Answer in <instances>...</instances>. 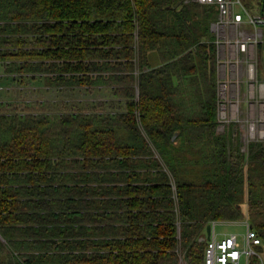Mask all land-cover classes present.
Listing matches in <instances>:
<instances>
[{"label":"trees","instance_id":"1","mask_svg":"<svg viewBox=\"0 0 264 264\" xmlns=\"http://www.w3.org/2000/svg\"><path fill=\"white\" fill-rule=\"evenodd\" d=\"M218 12L0 0L4 72L105 94L56 114L0 103V264H203L207 225L245 217L264 255V142L219 131Z\"/></svg>","mask_w":264,"mask_h":264},{"label":"rangeland","instance_id":"2","mask_svg":"<svg viewBox=\"0 0 264 264\" xmlns=\"http://www.w3.org/2000/svg\"><path fill=\"white\" fill-rule=\"evenodd\" d=\"M257 1V0H255ZM253 0H243L245 6L252 12L260 10V2L255 3L257 7L252 5ZM234 63V62H232ZM261 63V70L258 69V80L264 79V65ZM226 78H221L219 83H234L232 86L233 91L230 99H232L239 109L235 108L228 110V119L223 120L220 118L219 131L223 132L226 128L231 126L233 130H237L242 143V149H247V144L250 140H260L264 142V92H255L254 96L249 94L246 76L244 70L241 69L239 64H233L232 69H228ZM14 76L17 78L14 79ZM25 80L21 82L19 75L13 73H6L0 68V103L4 106V111L9 113H22L25 112L26 107H31L36 113L43 112L41 106L48 105V114H56L68 112L72 108L85 107L91 108V102L97 101V105L102 107L104 103V93L94 89L89 92L84 90L78 91L77 89H48V85L40 78H32L33 75L25 76ZM39 77V75H37ZM260 81V80H259ZM69 100L70 102L66 101ZM68 104V105H67ZM122 105L114 103L113 105L108 102L106 109L111 112L122 111ZM5 113V112H2ZM246 218V217H245ZM244 218V219H245ZM242 220H232L216 224V230L219 237L224 236L226 233L236 232L243 234L246 231V225ZM206 230L204 231V233Z\"/></svg>","mask_w":264,"mask_h":264},{"label":"built area","instance_id":"3","mask_svg":"<svg viewBox=\"0 0 264 264\" xmlns=\"http://www.w3.org/2000/svg\"><path fill=\"white\" fill-rule=\"evenodd\" d=\"M186 1L218 6V17L213 24L218 35V52L226 54L231 61L241 66L247 81L250 82L247 91L251 96H254L255 92H264V81L258 80V47L261 44L264 46V0L260 1L259 12L249 10L243 0ZM221 71L220 66V79ZM233 85L232 82L219 83V118L223 120L228 119V110L239 109L230 99ZM217 223L218 221L211 222L212 233L210 239H207L203 264H252L253 256H257L260 264H264V255L258 249L262 239L251 227L248 217L244 219L246 231L243 234L231 232L219 237ZM181 263H185L182 258Z\"/></svg>","mask_w":264,"mask_h":264},{"label":"crops","instance_id":"4","mask_svg":"<svg viewBox=\"0 0 264 264\" xmlns=\"http://www.w3.org/2000/svg\"><path fill=\"white\" fill-rule=\"evenodd\" d=\"M253 1H254V2H253L252 5H254L255 3L258 2V1H255V0H253ZM258 4H261V2L258 3ZM260 6H261V5H260ZM253 7L257 9V7H256L255 5H254ZM260 9H261V7H260ZM259 11H260V10H259ZM259 11H258V12H259ZM213 24H214V22L211 24V29L214 31V33H215L216 36L218 37L217 32L214 30V28H213V26H212ZM218 54H219V68H220V66H221V69H222V71H221V78H226L228 74H231V73H232L231 71L228 72V69L230 70V69L233 68V64H232L233 61H231L230 57L227 56V55L224 54V53H220V52H218ZM261 63H263V65H264V49H263L262 54H259V53H258V69H259V67L261 68ZM263 65H262V66H263ZM263 68H264V67H263ZM263 70H264V69H263ZM263 77H264V75H263ZM260 81H264V79H260Z\"/></svg>","mask_w":264,"mask_h":264},{"label":"water","instance_id":"5","mask_svg":"<svg viewBox=\"0 0 264 264\" xmlns=\"http://www.w3.org/2000/svg\"><path fill=\"white\" fill-rule=\"evenodd\" d=\"M212 233V224H208L206 227V232L204 233V236L201 238V240H207L210 239Z\"/></svg>","mask_w":264,"mask_h":264},{"label":"bare ground","instance_id":"6","mask_svg":"<svg viewBox=\"0 0 264 264\" xmlns=\"http://www.w3.org/2000/svg\"><path fill=\"white\" fill-rule=\"evenodd\" d=\"M213 26V25H212Z\"/></svg>","mask_w":264,"mask_h":264}]
</instances>
